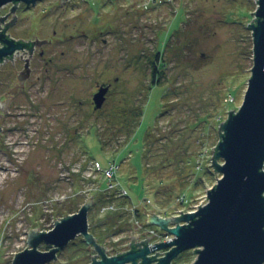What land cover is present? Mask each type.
<instances>
[{
	"label": "rangeland",
	"instance_id": "obj_1",
	"mask_svg": "<svg viewBox=\"0 0 264 264\" xmlns=\"http://www.w3.org/2000/svg\"><path fill=\"white\" fill-rule=\"evenodd\" d=\"M256 10V0H39L20 10L14 37H74L52 52L73 65L60 74V94L67 101L71 76L75 105L58 109L51 97L41 125L19 132L7 124L13 131L0 139V264H12L27 248L29 230H52L90 197L89 232L108 257L126 253L134 232L138 242L148 239V227L159 229L147 224L151 213L175 218L206 205L207 192L223 178L211 161L220 125L238 112L251 78L247 26ZM7 12L0 9V17ZM156 62L162 70L151 85ZM44 70L42 78L54 77ZM7 72L1 74L13 73ZM49 79L45 91H31L34 100L54 93ZM108 84L110 95L94 110L93 96ZM126 105L143 108V115L130 117L140 121L137 129L120 132L114 111ZM97 164H112L113 189L103 186ZM193 252L172 264H193ZM94 253L78 236L50 264H88Z\"/></svg>",
	"mask_w": 264,
	"mask_h": 264
},
{
	"label": "water",
	"instance_id": "obj_2",
	"mask_svg": "<svg viewBox=\"0 0 264 264\" xmlns=\"http://www.w3.org/2000/svg\"><path fill=\"white\" fill-rule=\"evenodd\" d=\"M36 2L0 0V9L11 5L9 15L0 17V28L4 27L0 32V65L12 60L15 52L31 54L35 46L43 43L16 41L6 34L11 24L5 25V21L10 15L15 19L18 5L34 6ZM256 3L257 10L251 13L254 20L247 26L253 37L251 78L238 112H228V120L220 125V141L211 151L214 154L211 161L215 174L223 178L207 192V204L175 218H160L151 213L147 224L174 239L149 247L151 239L137 242L134 232L130 251L108 257L89 232L88 213L93 203L90 197L77 213L55 220L52 230H29L27 248L14 254L12 264H50L78 236L96 253L91 264H153L155 261L172 264L190 250L196 254L193 264H264V0ZM24 69L21 82L29 76L27 64ZM108 91L109 86L99 87L93 96L94 110L102 108ZM218 160L224 165L218 164ZM42 245L50 249L40 251ZM168 249L163 258L156 259V252ZM152 253L156 255L149 257Z\"/></svg>",
	"mask_w": 264,
	"mask_h": 264
},
{
	"label": "flooded vegetation",
	"instance_id": "obj_3",
	"mask_svg": "<svg viewBox=\"0 0 264 264\" xmlns=\"http://www.w3.org/2000/svg\"><path fill=\"white\" fill-rule=\"evenodd\" d=\"M64 1V0H63ZM67 1V0H65ZM39 3V0H37L36 4L34 6H27L25 3H20L18 5V9L15 13V19L13 15H10L7 20L5 21L6 24H11L9 28L6 29V34L13 40L16 41H24V42H35L36 40L43 42L40 46H35L32 50V53L29 54L28 51H21V52H15L13 59L3 63L0 65V139H2L6 133L9 131H24L26 128L32 126H39L44 122V115H45V107L49 104L47 101H50L49 99L52 97V105L57 107L58 109L61 107V105H66V108L71 109L75 105V85L71 82L72 78L71 76L65 79V88L64 92L66 93L65 96H67V101L63 100L61 101V82L62 78H60V74L62 71L68 72V75L70 74L71 67L73 66L71 64V61H63L60 62L57 60V52H52V46L59 43H66L74 39V37L69 36L66 40L62 39L57 41L55 34L53 35V38H39L34 37L33 39H24L21 37H14L10 34V30L14 29L18 26L19 19L18 18V12L20 10L24 11H30L32 8H34ZM8 9V12L4 14V16L9 15V11L11 8V5L6 7ZM4 27L0 28L3 30ZM59 49V47H58ZM64 52L61 51V55H63ZM28 65L29 68V76L27 79H25L23 82L20 81L21 73L25 70V65ZM21 67V69L18 71V68ZM8 69H12L13 73L10 72V75L6 74L3 76L1 73L3 71H6ZM42 69L47 73L50 69H52V72L54 77L47 78L50 80L48 82L49 89H53L54 93L51 94V96H46L45 100L39 99L34 100L36 97L31 94V91L34 93L36 91L41 90V86H44L43 91L46 90V84L43 81L47 80L44 77L42 78L39 75V71ZM8 73V72H7ZM15 74V76H14ZM11 76V77H10ZM14 76L16 80V85L14 87H10L8 85L7 80L12 79ZM109 91L107 93V97L110 95V89L111 85L108 84ZM108 85H103L108 86ZM48 95V94H46ZM32 96V98H31ZM51 103V102H50ZM43 107V111L41 108ZM10 121L14 122L13 130L10 127H7V124L10 123ZM28 238V232L26 233V243ZM71 244V242L69 243ZM48 248L47 250H49ZM87 249L94 250L93 247L87 246ZM130 251V249L128 250ZM127 251V252H128ZM96 253H94L95 255ZM92 258L94 256H90ZM92 262V261H91ZM88 264H91L90 262Z\"/></svg>",
	"mask_w": 264,
	"mask_h": 264
},
{
	"label": "built area",
	"instance_id": "obj_4",
	"mask_svg": "<svg viewBox=\"0 0 264 264\" xmlns=\"http://www.w3.org/2000/svg\"><path fill=\"white\" fill-rule=\"evenodd\" d=\"M96 171L97 172H100L102 175H103V179H104V184H103V186L105 187V189L106 188H109V189H113L114 187H115V184H114V179H115V169L113 168V166H112V164H110L108 167H106V168H103V167H101V166H99L98 164L96 165ZM122 191H124V190H122ZM124 194H125V192H123ZM185 196H181V197H179L178 199H177V202H179V203H185V202H187V200H185V198H184ZM113 208H111V210H112ZM198 208H196V210H197ZM196 210H194V211H191V212H187V213H192V212H195ZM106 211H109L108 209L107 210H105L104 211V209H103V211L102 212H106ZM165 212V211H164ZM181 213L182 212H177L176 214H175V216L176 217H180L181 216ZM165 214H166V212H165ZM184 213H182V215H183ZM164 218H166V216L164 217ZM137 224H138V222H137ZM138 226H139V224H138ZM146 233H147V235H148V238L150 237V239H151V241L149 242V247H152L154 244H156V243H165V242H167V241H172L173 239H174V237L173 236H171V235H168L167 233H165V232H163V231H161V230H156L155 228L154 229H152V227L150 228V227H148L147 228V231H146ZM145 238H147V237H145ZM144 241V239L143 240H141L140 239V241H138V242H143ZM170 249H168V250H162V251H159V252H156V253H158V255L156 256V259H160V258H163L164 256H165V253H167L168 251H169ZM156 253H152L151 255H149V257H151V256H155L156 255ZM156 262L157 261H155L153 264H156Z\"/></svg>",
	"mask_w": 264,
	"mask_h": 264
},
{
	"label": "trees",
	"instance_id": "obj_5",
	"mask_svg": "<svg viewBox=\"0 0 264 264\" xmlns=\"http://www.w3.org/2000/svg\"><path fill=\"white\" fill-rule=\"evenodd\" d=\"M161 68L159 67V64L157 62L154 63V65L152 67V70H151L152 71L151 72V75H152L151 76V85H155L157 83L158 78H159V71H158V69L159 70H162ZM114 110H112V112ZM142 112H143V108H136L135 106H132V105L131 106L130 105H126L125 107L117 108L116 109V112L114 111V114H115L114 115V118L116 120H118L116 124H120L121 121H123L122 125H119L120 128H119L118 131H120V132L123 131V130H127L128 131L130 128H131L130 131H134L135 129H137L140 121H137L138 118H136V119H134L133 122H131L130 117L132 116V117L135 118V117L138 116L140 118L143 115ZM114 129H116V128H114ZM97 240H99V239H97Z\"/></svg>",
	"mask_w": 264,
	"mask_h": 264
}]
</instances>
